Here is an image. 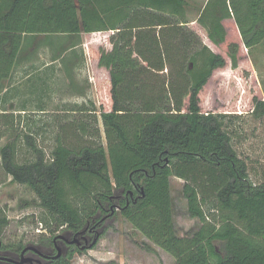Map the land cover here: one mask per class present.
<instances>
[{"label": "trees", "instance_id": "trees-1", "mask_svg": "<svg viewBox=\"0 0 264 264\" xmlns=\"http://www.w3.org/2000/svg\"><path fill=\"white\" fill-rule=\"evenodd\" d=\"M196 21L202 35L189 26L186 0H0V95L22 60L48 47L65 63L85 38L101 74L98 106L64 105L81 116L62 126L50 158L33 131L23 136L32 159L19 161L15 139L0 150L5 174L47 213L52 234L38 242L46 254L57 253L60 228L93 229L94 249L108 220L121 217L149 241L146 250L156 246L175 264H264V181L251 179L218 98L264 40V0H209ZM251 102L264 117V96ZM14 126L13 114H0V140ZM69 129L90 140L68 141ZM172 177L184 180L188 213L201 222L190 235L175 229ZM8 224L0 207V236ZM87 249L45 264H72Z\"/></svg>", "mask_w": 264, "mask_h": 264}, {"label": "rangeland", "instance_id": "rangeland-1", "mask_svg": "<svg viewBox=\"0 0 264 264\" xmlns=\"http://www.w3.org/2000/svg\"><path fill=\"white\" fill-rule=\"evenodd\" d=\"M186 1L189 26L201 34L203 30L200 31L196 20L209 0ZM84 41V44L65 54V63L62 62L60 77L51 81L52 85L48 84L50 89L48 87L45 92L44 111L35 108L39 103L35 99L34 102L27 103L28 109L22 112V104L25 105L23 101L29 96L28 87L33 82L29 84L23 80L12 83L14 88L10 89V94L14 95L15 100L11 103L12 109L8 111L14 116L15 126L0 140V150L6 143L15 139L19 161L32 159L34 156L25 145L23 136L24 133L33 131L39 146L45 150L47 158H50L62 126L68 127L74 118L81 116V113L65 112L64 105L90 104V102L99 105L97 81L102 82L101 79L98 80L101 74H98V78L95 76L86 38ZM52 56V49L42 50L41 48L37 55H32L30 58L45 60L52 59ZM249 58L251 67H239L234 70L228 84L218 93V98L222 100L219 111L231 114L228 115L231 117L228 118L227 126L232 132L233 146L239 156L246 161L251 179L255 183H261L264 181V117H256L253 114L251 100L257 92L264 96V40L249 50ZM166 71L169 72V70ZM253 79L257 80L259 90L253 83ZM34 84L38 83L34 82ZM54 85L57 86V90L53 89ZM98 126L103 143L107 145L105 128L100 118ZM69 133L72 134L68 141L71 140L74 144L86 143L90 140L89 137L82 138L78 131L69 129ZM171 184L175 229L181 236L190 235L200 228L201 222L190 217L188 213L187 200L183 194L184 180L172 177ZM38 202V197L33 190L12 181V177L5 174L1 167L0 155V207L4 209L9 219L8 226L1 233L5 241L12 242L15 246H39V240L43 236L50 235L49 227L42 220L44 217L48 218L47 213ZM108 222L113 223V227L100 239L98 245L94 249H87L82 254H76L72 264H109L111 261L116 264H160V262L175 264L173 256L156 246H154L156 252L146 250L143 243L149 241L127 220L118 217L114 220L109 219ZM58 231L56 234L59 233Z\"/></svg>", "mask_w": 264, "mask_h": 264}, {"label": "crops", "instance_id": "crops-1", "mask_svg": "<svg viewBox=\"0 0 264 264\" xmlns=\"http://www.w3.org/2000/svg\"><path fill=\"white\" fill-rule=\"evenodd\" d=\"M47 49L48 47H43L42 50ZM30 52L33 51L32 47L29 49ZM62 67V61L61 60H52V59H45V60H37V59H24L20 62L18 68L15 70L14 74L12 75L11 85L7 88L5 91L8 93V96L4 97V94L0 95V114L6 113L12 109V101L15 100L14 95L10 94V89L14 88L15 81H23L26 80L27 82L32 83L28 87V98L24 100L25 102L22 104V112H25L28 109L27 103L34 102L35 99L39 101V103L35 106L37 110L39 109H45V100H43L46 97L45 92L48 90V87L50 89V86L48 84L52 85L51 81L56 80V78L60 77V68ZM30 68V69H29ZM26 69V70H25ZM34 82H37L38 84H34ZM40 82V83H39ZM56 83V81H55ZM71 83V82H70ZM53 89L57 90V86ZM42 111V110H39ZM12 113V112H11Z\"/></svg>", "mask_w": 264, "mask_h": 264}, {"label": "flooded vegetation", "instance_id": "flooded-vegetation-1", "mask_svg": "<svg viewBox=\"0 0 264 264\" xmlns=\"http://www.w3.org/2000/svg\"><path fill=\"white\" fill-rule=\"evenodd\" d=\"M63 232L57 233V235L53 238L55 249L58 253V247L62 248V254H67L74 248H90L93 242L94 232L93 229L91 230H84L79 233V242H73L74 236L71 233H64ZM65 236L64 239L59 238V236ZM58 237V238H57ZM55 238H57L55 240ZM29 245H22L20 249H17L14 243L7 242L0 236V264H40L37 260H41L42 264L50 261L54 258L55 255H48L44 252L41 246L37 247L43 254H39L32 249H28L24 255L23 250ZM34 246V245H33ZM31 258L33 261H30Z\"/></svg>", "mask_w": 264, "mask_h": 264}, {"label": "water", "instance_id": "water-1", "mask_svg": "<svg viewBox=\"0 0 264 264\" xmlns=\"http://www.w3.org/2000/svg\"><path fill=\"white\" fill-rule=\"evenodd\" d=\"M78 235H79V233H77L75 236H74V240H73V242H79V237H78ZM58 238V237H57ZM57 238H55V240L57 239ZM59 238H62V239H64L65 238V236H63V235H61V236H59ZM28 249H32V250H34L35 252H37V253H39V254H43L37 247H35V246H33V245H29V246H27L24 250H23V255H24V253L28 250ZM62 255V248L61 247H58V253H57V255H55L54 256V258H58V257H60ZM29 260L30 261H33L31 258H29ZM37 262H40V264H42V261L41 260H37Z\"/></svg>", "mask_w": 264, "mask_h": 264}]
</instances>
